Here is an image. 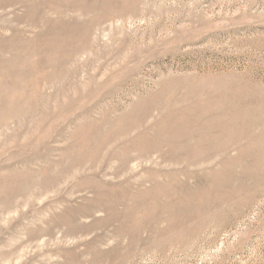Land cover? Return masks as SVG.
Returning <instances> with one entry per match:
<instances>
[{"label": "rangeland", "instance_id": "1", "mask_svg": "<svg viewBox=\"0 0 264 264\" xmlns=\"http://www.w3.org/2000/svg\"><path fill=\"white\" fill-rule=\"evenodd\" d=\"M0 264H264V0H0Z\"/></svg>", "mask_w": 264, "mask_h": 264}]
</instances>
